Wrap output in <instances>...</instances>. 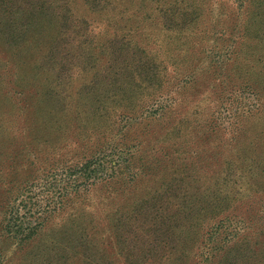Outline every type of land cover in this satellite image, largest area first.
Segmentation results:
<instances>
[{"label":"rangeland","instance_id":"obj_1","mask_svg":"<svg viewBox=\"0 0 264 264\" xmlns=\"http://www.w3.org/2000/svg\"><path fill=\"white\" fill-rule=\"evenodd\" d=\"M32 3L34 10L24 6L22 12L12 15L0 9V218H5V210L2 215L1 210L6 207L13 226L31 221L43 224L27 244L14 238L0 239V264H47L46 259H51V264H62V249L70 235V231L62 233V226L68 223L62 202L68 194L72 198L80 190L83 197L72 206L84 209L81 218L73 210L76 222L90 219L87 214L101 221L99 204L106 194L105 186L133 184L128 190L135 191L133 195L124 194L126 200L117 198L114 202L130 204L143 194L141 187L158 183L156 177L149 176L153 165L175 161L174 156L164 153L169 148L163 150L157 143L143 145L142 141L151 133L164 135L167 131L176 136L179 128L185 127L181 128L183 118L195 123L205 115L213 121L216 135L223 141L233 136L237 147L245 148L241 154L246 160L242 169L245 184L238 188L241 193L237 203L231 197V209L221 217L225 218L223 223L205 242L194 244L188 260L190 264H229L234 251L228 249L233 241L246 237L249 246L247 253L245 246L240 249L239 264H264V233H259L264 229V135L259 134H264V96L257 97V87L246 88L234 77L245 75L249 82L264 79V41L248 35L253 26L246 34L243 32L247 15L253 12V0H102L98 5L101 9L92 8L84 0H49L41 10L40 0ZM15 4L11 1L3 9L10 11ZM65 6L74 16L87 19L96 34L94 43L85 46L96 60V67L73 80L71 86L63 84L62 75L57 76V72L62 73L60 17ZM169 8L176 13L178 9L195 11L201 16L182 30L168 29L163 10ZM32 10L36 25L30 27L22 42H16L13 31L21 28ZM114 35L121 37L128 60L135 54L131 48L138 47L165 66L163 86L146 90L141 83H127L125 77L130 70H126L120 72L118 84L122 92L118 96L110 93L114 86L100 78L92 89L82 90L81 97L76 95L93 73H101L107 66L108 41ZM82 47L79 40L67 44L69 56L76 57ZM53 57L59 58L61 67L48 66ZM66 89L68 94L71 91L68 98ZM105 93L111 97L103 99ZM239 126L246 131L233 134ZM239 132L241 136L237 138ZM70 136L89 143L100 139L111 145L113 148H107L104 157L107 162L111 160L113 175L107 172L109 165L98 173L96 186L77 185L94 183L90 176L96 169L87 176L66 169L79 163L81 156L73 150ZM33 148L41 153L35 155ZM228 150L220 157H227ZM140 151L139 159L128 161ZM154 153L153 158H143ZM137 161L140 162L136 164ZM115 164H120L117 170L122 174L116 172ZM209 167L212 173L217 171L215 166ZM189 170L193 172L190 174L200 173L196 167ZM138 175L145 179L137 181ZM208 178L215 179L210 173ZM192 184L198 183L192 180ZM232 185L228 187L234 190ZM109 206L105 210L113 211L114 205ZM91 239L94 242L98 235ZM107 242L109 246L103 248L109 260L127 264L117 254L113 239ZM77 262L74 258L71 263Z\"/></svg>","mask_w":264,"mask_h":264},{"label":"trees","instance_id":"obj_2","mask_svg":"<svg viewBox=\"0 0 264 264\" xmlns=\"http://www.w3.org/2000/svg\"><path fill=\"white\" fill-rule=\"evenodd\" d=\"M11 1L17 3L14 8L10 11L3 9L8 8ZM99 1L102 0H84V3L88 2L92 8L96 6L101 9L98 6ZM40 2V10L45 5H49V0H40ZM32 4V0H0V9L1 12L12 15L22 12L24 6L34 10ZM252 7L253 12L251 15H247L246 29L243 32H249L250 27L253 26V31L249 32L248 35L259 42H263L264 0H253ZM33 10L27 13L26 21L20 25L21 28L14 29L12 39L16 42L19 39L22 42L30 32V27L36 25L37 18L32 20L36 15ZM163 11L167 14L164 20L168 18L166 20L169 23V25H166L167 28L174 30H182L189 25H194V22L201 16L195 11L183 9H178L177 13L176 11L173 12L172 8ZM35 12L40 11L35 10ZM61 13L62 73L57 72V76L62 75L63 84L67 83L66 85L71 86L73 80L80 78L86 72L93 71L96 67V60L86 52L85 47L94 43L96 34L94 27L87 19L74 16L66 6L62 8ZM11 22H14V20L12 19ZM77 35H79L78 38H75ZM115 35L112 40L108 41L107 66L104 67L101 73L98 71L93 73L91 78L79 87L76 95L81 97L83 95L82 90L92 89L99 82L98 78H100V81L106 85L114 86L110 93L118 96L122 92V87L118 84L121 77L120 72L126 70H130L129 76L125 77L127 83H141V87L146 90L163 86L161 81L166 80L165 66H162L147 51L138 47L131 48V50H135V54H132L131 59L128 60V50L124 52V43L120 40L121 37L117 38ZM77 40H79V45H84V47L73 58L69 56L70 52L67 44ZM82 55L85 57L80 60ZM75 59H77V62H75ZM60 65L59 58L53 57L48 66L53 69L59 68ZM234 77L235 79L237 77L235 82L245 83L243 86H246V88L257 87L258 90L255 94L257 97L264 96V79L258 82H249L245 75L236 74ZM67 90H65L66 98L71 96V91L68 94ZM107 97L109 98L111 95L105 93L103 99ZM94 101H98V98H95ZM203 117L201 121H195V123L183 118L181 128L185 127L183 129L179 128L176 136L167 134L166 128L164 135H153L154 133H151L152 141L150 140L151 136L142 141L143 145L157 143L158 146H163V150L169 148V152L164 153L171 155V157L174 156L175 161L170 165L165 161L163 164L153 165L154 170L149 176L150 178L156 177L158 183L141 187L143 194L133 198L134 200L130 204L116 205L117 202H114L117 198L126 200L124 194L133 195L135 191L128 192L133 184L105 186L104 192L106 194L103 195L102 201L107 200V202H100L99 204L103 214L101 221L94 220L91 214H87L90 219L76 222L73 210L78 211L76 212L79 213L77 217L81 218L85 215L83 214L84 209L80 210L78 206H74V208L72 206L76 200L83 197L79 195L80 190H77L72 198H69L68 196L71 195L68 194L62 202V209H65L64 213L68 214V223L62 226V233L65 234L70 231V235L67 236L66 246L62 249V264H72L74 258L78 259L77 264H114L112 259L109 260V256L103 248L109 246L107 241L110 237L115 243L117 254L127 264H190L188 260L189 252L194 244L196 242L203 243L209 236L213 235L218 225L221 222L223 223V219H225H221V217L231 209V197L237 203L240 200L241 193L238 188L245 184L242 169L246 166V160L241 156V154H244L245 148L237 147L233 136L229 141H223L220 135H216L218 131L214 128L213 121L210 120L208 115ZM191 124L196 126H188ZM240 126L233 129V134L235 131L241 133L246 131L244 127ZM165 131L163 130V132ZM240 132L237 138L241 136ZM259 134L264 135L262 132H259ZM72 137L75 136H70L68 140L73 143V150L79 151L81 156L78 157L79 163L76 162L72 168L66 169L78 170V173L84 176H87L91 169H96L90 176V179H94L92 181L94 183L77 185H84L86 188L96 186L98 173L106 170L109 165L107 169L109 171L107 172L113 175L115 168L111 167V160L107 162V158L104 157L106 149L113 148L111 145L108 146L100 139L89 143L90 141H84L81 138L72 139ZM122 146L125 148L124 145ZM33 149L35 155L41 153L37 149ZM226 149H229L227 151L228 156L220 157ZM140 155L141 151L129 158L128 161L130 162L134 158L139 159ZM153 157H155V153L154 155H146L143 158ZM102 158L103 160H101ZM140 161H137L136 164ZM66 162L70 163L69 159H66ZM143 162L142 160L141 164ZM119 165L115 164L116 172L122 174L120 170H117ZM210 165L211 167L215 166L217 171L213 173L209 171ZM190 167L199 168L200 173L190 174L189 171L192 172V170H189ZM208 173H210L211 178L215 179L210 180ZM124 178L127 179L125 176ZM141 179L144 180L145 176L138 175L137 181ZM192 180L198 184H192ZM82 181L85 180L82 178ZM210 184L213 185L210 186ZM229 184H233L232 186L235 189L229 188ZM108 203L114 205L111 212L105 210V208L109 209L110 207ZM6 209V207H3L1 210V215L2 211L5 210V218H2V216L0 218V239L14 238L21 244H27L39 232L43 223L31 221L13 226L12 221L8 220ZM69 209H71V212H67ZM259 233H264V229L259 230ZM94 234L98 235L97 240L94 239ZM91 238L95 241L93 242ZM248 242L246 237L237 238L233 241L228 249L229 252L234 251L229 264H239V258L242 255L239 251L245 246V252L247 253ZM46 263L51 264L52 260L46 259ZM218 264L224 263L219 262Z\"/></svg>","mask_w":264,"mask_h":264}]
</instances>
